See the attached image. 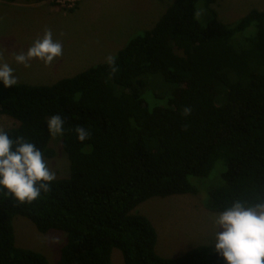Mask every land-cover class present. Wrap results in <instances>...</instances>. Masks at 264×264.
<instances>
[{"label":"trees","instance_id":"trees-1","mask_svg":"<svg viewBox=\"0 0 264 264\" xmlns=\"http://www.w3.org/2000/svg\"><path fill=\"white\" fill-rule=\"evenodd\" d=\"M218 1L206 0L212 19L203 27L198 0H174L114 55V75L104 61L51 84L0 81V114L18 121L10 135L53 157L47 121L60 114L70 160L69 176L32 203L0 190V264H50L16 244L17 215L40 232L66 234L58 264H112L114 248L124 264H225L214 244L160 255L153 222L134 211L154 196L195 193L191 176L208 175L219 160L223 184L209 191L208 209L264 198V10L230 25L219 19ZM76 126L90 138L79 141Z\"/></svg>","mask_w":264,"mask_h":264},{"label":"rangeland","instance_id":"rangeland-1","mask_svg":"<svg viewBox=\"0 0 264 264\" xmlns=\"http://www.w3.org/2000/svg\"><path fill=\"white\" fill-rule=\"evenodd\" d=\"M146 1L150 3L152 0H142V6L145 5ZM91 2L92 0H75L74 3L69 1L68 4L64 5L60 1L50 3L48 1L15 0L7 2L0 0V53H3V57L9 65L16 69L15 75L18 81L29 84H51L61 77L72 76L82 71L84 68H78L80 62H70L73 56L68 51L70 49L75 50L78 46L85 44L84 40L91 37V27L100 28V33L97 36L102 35L101 40L103 31H105L104 35L106 37L104 42L101 43H104L103 47L106 50L103 51L102 59L110 54L115 55L130 38L144 33L147 28L151 27V24H148V27L135 29L132 34L116 40L114 37L118 35V32H122L117 28L118 22L112 29L114 34L109 35L106 32L109 26L108 17L112 16L113 11L120 9L119 4H117L120 2L112 0L111 2H105L107 7L100 11L102 17L97 22L92 23L91 17H88L90 18L88 21L90 26L87 25L89 33L82 35L81 31L84 30L81 24L84 26L88 24L83 17H85L84 13L88 11L86 8ZM156 3L158 6L156 9L158 10L157 15L162 16L165 7L161 5L159 0H156ZM213 7L217 10L219 19L234 25L252 8L264 10V0H219ZM123 9L121 17L129 16L130 13L139 14L135 11V7L133 12L130 10L129 3H126ZM196 18L203 27L212 19L206 0H198ZM81 21L85 23H81ZM45 28L51 29L53 38L62 43L64 54L61 57L49 66L38 59H33L30 62V67H25L23 64L16 63L15 60H10L13 57L11 48L14 45L17 48L26 50L38 36L43 35ZM253 30L254 28H251L248 32L250 33ZM95 43L96 45H93L92 48L99 46V39ZM65 47L68 48V51L64 50ZM72 64L76 65L71 66ZM17 125L18 121L15 118L7 114H0V126L10 129ZM50 146L54 149L55 154L53 157L46 158V160L49 161L50 167L55 171L56 178L68 177L70 174V160L62 147V137H52ZM225 169L224 162L219 160L208 175L202 177L191 176V182L196 188L195 193L188 192L165 197L154 196L137 206L134 211L147 215L157 229L156 251L160 255L177 257L196 245L214 244L215 226L212 219L219 212L211 211L206 204L209 191L223 184L222 172ZM13 224L15 242L18 246L35 249L45 254L50 264H58L60 248L66 239V234L63 231L51 229L44 233L40 232L29 218L22 215L15 216ZM53 238L56 242H53ZM112 264H124L122 252L118 248L113 249Z\"/></svg>","mask_w":264,"mask_h":264},{"label":"clouds","instance_id":"clouds-1","mask_svg":"<svg viewBox=\"0 0 264 264\" xmlns=\"http://www.w3.org/2000/svg\"><path fill=\"white\" fill-rule=\"evenodd\" d=\"M12 55L16 63L25 67H30L33 59L49 66L63 55V46L53 38L52 30L45 28L43 35L26 50L14 51ZM105 63L111 74L118 71L116 56H106ZM0 81L5 87L18 83L15 69L4 62L3 53H0ZM190 113V107H185L184 114ZM64 126L65 119L60 114L48 118L47 128L53 138L64 135ZM74 132L81 142L91 136L90 130L83 126H76ZM55 179V171L34 143L22 135L13 137L9 130L0 126V190L6 189V195L18 203H32L42 192L51 190ZM212 223L215 226L214 250L225 264H264V198L255 202L237 198L216 214Z\"/></svg>","mask_w":264,"mask_h":264},{"label":"crops","instance_id":"crops-1","mask_svg":"<svg viewBox=\"0 0 264 264\" xmlns=\"http://www.w3.org/2000/svg\"><path fill=\"white\" fill-rule=\"evenodd\" d=\"M111 1L112 0H92V2L86 8L88 11H86L84 13L85 17H83V18H84V20H86V22L88 24H86L85 26L83 24H81V26L83 27V30H84V31H81L82 35H86L87 33H89V30H87V25L90 26L89 22H88L90 18H88V17H91L92 23H95V21L97 22V20L102 17L100 15V11L102 9H104L105 7H107L105 2H111ZM173 1L174 0H159L161 5L165 7V10L168 8V6ZM115 2H120V3H117V4H119L120 9H116L115 11L112 12L113 13L112 16L108 17L107 22L109 23V26L106 29V32L109 35L114 34V32H112V29L118 22L117 28L122 30V32H118V35L114 37V38H116V40H119L123 36H128V35L132 34L135 29L146 28V27H148V24H151L150 28H152L155 25V23L157 22V20L161 17V15H157L158 10H156V9L158 6L156 3V0H152L150 3L146 1L144 6H142V4H143L142 0H115ZM126 3L130 4V10L132 12L134 11V7H135V11L138 12L139 14L130 13L129 16L121 17L122 11L124 10L123 7L125 6ZM135 3H136V6H135ZM90 5H92V6H90ZM66 14H69V13H66ZM81 23H85V22L81 21ZM150 28H147V29H150ZM97 30H98V32H97ZM75 31H76V29H75ZM99 33H100V28L91 27L90 28L91 37L86 38L84 40V43H85L84 45H80L75 50L70 49L69 51H68V48L65 47L64 50L68 51L73 56L70 59V62H72V63L73 62L74 63L80 62V66L78 68H84V69H86L92 65L104 62L105 59H102V58H103V51H104V49L106 50V48L103 47L104 43H101V42H104L106 35H104L105 31H103V38L101 40L100 38L102 35L97 36V35H99ZM76 34H77V31H76ZM9 39L11 40L12 38L10 37ZM98 39L100 41L99 46L92 48L93 45H96L95 42ZM8 45L10 46V43ZM9 46H8V48H9ZM8 48H7V50H8ZM7 50H6V52H7ZM11 50H12V52H14V51L22 50V48H17V46L14 45L11 48ZM11 55H12V53H11ZM10 60H14V57L10 58ZM4 62H7V60L5 58H4ZM75 65L76 64H72L71 66H75ZM84 69H82V70H84ZM15 71H16V69H15ZM77 73H75V74H77ZM75 74H73V75H75ZM65 77H67V76H65ZM61 78H63V77H61ZM18 82H20V81H18Z\"/></svg>","mask_w":264,"mask_h":264},{"label":"built area","instance_id":"built-area-1","mask_svg":"<svg viewBox=\"0 0 264 264\" xmlns=\"http://www.w3.org/2000/svg\"><path fill=\"white\" fill-rule=\"evenodd\" d=\"M57 1H60V2H63L62 4H68L69 1H72V3L75 2V0H57Z\"/></svg>","mask_w":264,"mask_h":264}]
</instances>
